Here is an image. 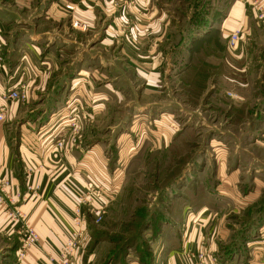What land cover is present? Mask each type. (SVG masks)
Here are the masks:
<instances>
[{
	"label": "rangeland",
	"instance_id": "374dc122",
	"mask_svg": "<svg viewBox=\"0 0 264 264\" xmlns=\"http://www.w3.org/2000/svg\"><path fill=\"white\" fill-rule=\"evenodd\" d=\"M59 1L0 0V66L29 73L24 99L4 119L14 147L22 137L66 133L86 152L101 148L88 191L95 185L111 202L92 235L115 255L156 249L159 230L166 242L183 237V214L198 223L194 214L204 211L206 226L219 228L222 257L264 264V64L254 55L252 66L239 67L235 96L228 42L236 31L208 33L212 6L222 20L231 0H153L170 15L172 34L155 79L152 64L132 59L133 27L144 13L136 0H116L115 13L92 31L69 6L57 13ZM180 41L194 45L178 50ZM20 247L18 234H0V264H16Z\"/></svg>",
	"mask_w": 264,
	"mask_h": 264
},
{
	"label": "crops",
	"instance_id": "0c3cea01",
	"mask_svg": "<svg viewBox=\"0 0 264 264\" xmlns=\"http://www.w3.org/2000/svg\"><path fill=\"white\" fill-rule=\"evenodd\" d=\"M63 1L65 3L59 1L54 4L53 9L56 11L58 8L57 13H60L65 10L64 7L69 6L67 9L70 10L68 11L70 17L89 31H92L98 22L107 21L108 13L113 15L112 13L116 11L114 6L116 0ZM136 2L144 13L140 14L138 24H134L133 27L132 59L134 62L152 64V71L148 76H153L151 77L153 79L159 78L160 72L157 67L169 61L170 57V54L162 49L164 44L172 43L170 15L162 13L153 0ZM212 9V23L209 25L211 31L208 33H213L212 29L221 28L224 34L239 31L243 36L239 43L240 48L235 55L230 54L232 60L229 62L230 90L237 96L236 90L241 85L238 81L241 76L239 67L252 66L251 59L254 55H258L260 65L264 64V0H231L228 13L222 20L220 17L224 14L215 6H212ZM260 14L263 15L262 19L259 17ZM120 18L121 21L124 20V16L121 15ZM118 19L114 16L113 22L116 23ZM219 26L220 28H217ZM189 43L191 47L194 45L193 41L178 43L180 44L178 50L184 49L188 52ZM246 66L243 69H246ZM20 69L14 72L11 68L8 69L6 64L0 66V109L5 110V117L13 115L18 102L7 101L2 95L14 86L24 84L29 74L25 73L24 66L22 70ZM138 71L144 74L141 68H138ZM155 71L159 74L153 73ZM11 133L7 121L6 123L0 121V187L5 191L7 198L6 204L0 206V234L13 238L23 224H28L38 233L39 243L30 248L25 258L16 264H55L65 240L74 227L72 218L77 197L88 191L92 179L90 172L99 163L102 165L104 162L101 148L93 145L95 147H89L86 152L82 142L76 139L75 144H66L63 153L56 157L52 146L57 138L49 136L43 138L40 134L26 136L21 138L20 145L15 148ZM61 136L68 141L66 133ZM27 174H31V178H28ZM30 184L34 186L31 191L28 190ZM11 211H18L22 215L18 223L10 220L7 215ZM84 212L86 213V209ZM203 214L204 211L201 215L194 214L195 219L199 216L198 223L191 222V216L186 222V216L183 214L180 223L185 222L187 229L183 237L171 236L169 242H166L165 238L160 239L162 234L155 237L154 241L158 243L156 249H151L153 264H193L199 251L206 252L215 260V264H235L222 257L218 245L221 241L219 228L206 226L204 218L208 214ZM91 223L93 224L94 220L88 216L87 232L78 244V255L74 264H142L138 256L132 254L120 256L115 261L107 263L114 249L108 242H96L92 235ZM258 253L260 252H255Z\"/></svg>",
	"mask_w": 264,
	"mask_h": 264
},
{
	"label": "built area",
	"instance_id": "2783aa9c",
	"mask_svg": "<svg viewBox=\"0 0 264 264\" xmlns=\"http://www.w3.org/2000/svg\"><path fill=\"white\" fill-rule=\"evenodd\" d=\"M259 17L262 19L263 15L260 14ZM242 38V33L239 31L233 32L230 34L229 42H228V50L232 54H235L239 48V43ZM23 90L20 86H14L13 88L9 89L2 95L3 99L7 101H15L19 102L21 99H24V95L22 94ZM6 112L2 108L0 109V121H4ZM74 131L77 130L76 127L73 128ZM68 141L65 140L64 137H60L54 141L52 150L55 152V156H60L63 151L65 150L66 144H75L76 138L74 136L67 137ZM31 174H27L28 178H31ZM33 184L28 186V190H33ZM3 199H7L5 195V191L0 187V202ZM6 201V200H5ZM111 201L107 199V196H103V192L98 187L95 188V185H92L89 188V191L83 193L78 196L76 204L73 210V229L70 231L67 239L65 240L59 255L58 259L56 260L55 264H74L75 259L78 255V244L84 238L87 229V217L91 216L96 223H99L105 211L109 207V203ZM86 209V213L84 212ZM9 217L12 221L18 223L22 219V215L18 212L9 213ZM18 235L20 236L21 240V247L17 250V259L21 261L25 258L27 251L32 248L33 246L39 243V235L34 230L33 227L29 226L28 224H23L20 229L18 230ZM211 261V259H210ZM208 260L206 255L202 252L199 254V262L197 264H208ZM215 260L212 259L211 263H214Z\"/></svg>",
	"mask_w": 264,
	"mask_h": 264
},
{
	"label": "trees",
	"instance_id": "16d2710c",
	"mask_svg": "<svg viewBox=\"0 0 264 264\" xmlns=\"http://www.w3.org/2000/svg\"><path fill=\"white\" fill-rule=\"evenodd\" d=\"M163 231L159 230L155 233V237L159 236L160 234H162ZM98 242V241H97ZM124 257L125 255L122 254V252H117V254L115 255L113 252H112V258L114 259V261L118 258V257ZM138 258L140 260V262L142 264H153V254L151 252V248L148 246H145L144 248L142 247V250L139 251L138 253ZM227 257H225L226 259Z\"/></svg>",
	"mask_w": 264,
	"mask_h": 264
}]
</instances>
